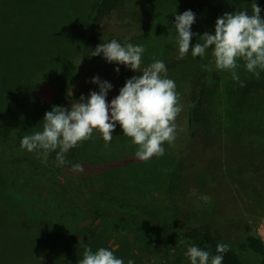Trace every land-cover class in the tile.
Masks as SVG:
<instances>
[{"label": "rangeland", "instance_id": "rangeland-1", "mask_svg": "<svg viewBox=\"0 0 264 264\" xmlns=\"http://www.w3.org/2000/svg\"><path fill=\"white\" fill-rule=\"evenodd\" d=\"M94 1L0 0V264H79L85 245L93 252L107 248L124 264H191L186 242L156 246L146 217L136 211L148 212L172 236L191 229L211 233L246 264H260L244 245L252 235L264 241V127L254 111L246 130L228 111L215 112L211 127L200 120L191 126L190 112L197 116V79L217 86L222 103L232 88L264 82V71L257 79L238 60L240 80L234 81L216 69L212 49L204 58H193L190 49L183 62L175 42V16L191 6L196 20L190 48L204 33L214 35L225 13L251 15L253 0H126L103 20L101 43L143 46L141 69L163 61L176 84L182 111L176 139L163 145V156L139 161L137 146L119 124L108 148L94 131L72 149L63 173L39 152L21 148L25 135L43 130L54 106L70 110L81 96L98 92L93 78L112 85L110 105L127 80L142 75L105 59L98 70L91 64L83 36ZM255 2L264 19V0ZM208 64L210 72L203 67ZM260 95L264 99V87ZM243 131L251 134L241 142ZM74 164L85 171L74 173ZM99 197L107 205L100 217L91 204Z\"/></svg>", "mask_w": 264, "mask_h": 264}, {"label": "clouds", "instance_id": "clouds-1", "mask_svg": "<svg viewBox=\"0 0 264 264\" xmlns=\"http://www.w3.org/2000/svg\"><path fill=\"white\" fill-rule=\"evenodd\" d=\"M251 9V15L246 11L225 13L216 21L215 34L204 33L200 37L201 42L191 48L195 14L187 10L176 15L177 58L184 59L190 49L193 58H204L206 50L212 49L216 69L230 72L234 81L240 80L236 71L238 60H243L247 72L259 79L260 71H264V19L255 0ZM168 38L171 40L172 36L169 34ZM144 51L141 45L121 44L115 39L98 45L92 57L103 54L107 62L124 65L134 72H142V75L127 80L110 105L107 96L112 85L99 77L93 78L92 83L98 85V92H90L87 98L81 96L70 110L54 106L52 111L45 113L43 130L25 135L21 139V148L39 152L45 160L55 152L58 166H64L68 163L66 154L90 140L94 131L102 134L104 146L108 148L113 140L112 133L119 124L124 136L137 146L135 157L139 161L148 162L153 157L163 156V145H171L176 139L175 121L182 106L175 82L166 76L167 68L163 61L156 60L141 69ZM203 67L212 71L211 64ZM116 71L118 73L119 68ZM71 170L74 173L85 171L80 164L72 165ZM229 250V245L219 243L216 246L218 254L210 257L209 252L189 246L185 255L191 264H222V254ZM79 264H124V261L107 248L93 252L85 245ZM127 264H134V261L130 259Z\"/></svg>", "mask_w": 264, "mask_h": 264}, {"label": "trees", "instance_id": "trees-1", "mask_svg": "<svg viewBox=\"0 0 264 264\" xmlns=\"http://www.w3.org/2000/svg\"><path fill=\"white\" fill-rule=\"evenodd\" d=\"M125 2L126 0H95L91 6L87 27L83 36V47L84 50H86L91 64L97 70L101 68L104 60L103 54L97 57H92V52L98 45L102 44L100 40V26L106 17L112 15L115 11H119L124 6ZM190 8L192 12H195L193 6ZM52 57L54 58L55 56L53 55ZM185 61L187 60L184 59L183 62ZM173 66L177 67L178 65L173 64ZM201 82L202 81L200 79H197V84L194 87L193 103L197 106L198 111L196 117L194 116V112H190L191 126L194 125L193 123L195 121L198 122L200 120L205 124L208 123V125L211 127L213 126L211 117L215 112L219 114V112L228 111L231 119L241 124L246 130V128H249L248 125H246L249 120L246 118L254 111L256 119H259L257 124H260V126L264 127V99L260 95V92L264 87V82L251 81L252 83H245L243 88H232V91H228L226 100L222 99V103L218 97V90L216 88L217 86H214L213 84L206 86ZM250 134L251 133L243 131L241 135V142L246 141L247 135ZM261 134L262 133H258L257 136H261ZM242 144L244 145L245 143ZM73 152L74 151L71 149L66 154V160L68 161L66 164H70L69 157L67 156L70 154L72 155ZM51 154H55V156L49 155L46 160L50 162L59 173H63L66 164L64 166H58L56 161V153L53 152ZM36 156L39 157L42 155L37 154ZM78 182L79 184L85 185L82 179H78ZM91 199V204L95 206V212L97 216L100 217L105 214V208H107V205L104 203L101 197ZM135 214L137 217H146L145 219H142L147 224H149L150 236L158 247H163L167 240L172 241L173 239H181V241L177 242L178 244L186 242V245L183 247L188 248L189 246H196L204 251L209 252L211 257L218 254L216 252L217 244L224 243L211 233L199 229H191L187 232L174 234V236H172L168 231H165L164 228L148 212L136 211ZM123 218H126V215L123 216ZM244 248L251 249L260 257V264H264V241L260 236H250L247 239ZM222 255V264H246L239 254L232 248Z\"/></svg>", "mask_w": 264, "mask_h": 264}]
</instances>
